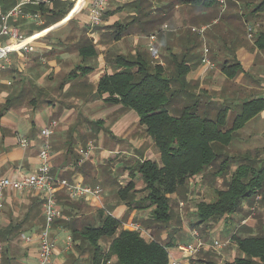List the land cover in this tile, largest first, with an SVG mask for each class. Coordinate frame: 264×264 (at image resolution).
Listing matches in <instances>:
<instances>
[{
	"label": "crops",
	"instance_id": "0c3cea01",
	"mask_svg": "<svg viewBox=\"0 0 264 264\" xmlns=\"http://www.w3.org/2000/svg\"><path fill=\"white\" fill-rule=\"evenodd\" d=\"M20 1H3L0 6L10 10ZM57 1L62 3L61 7L69 3H73V7L60 20L53 19L50 13L45 14L48 19L41 12L36 13L49 21L45 29L39 28L45 23L35 26L33 20L13 22L25 37L35 36L30 40L35 42L33 52H12L10 63L4 69L0 67V177L17 181L35 173L41 165L39 154L45 142L41 132L56 123L50 139L52 175L69 183L101 186L104 191L98 202L71 199L59 189L57 201L63 218L69 221V217H73L70 212H78L72 209L75 205L84 209L89 207L93 214L103 212L122 221L120 230L131 231V225L139 224L123 222L128 208L119 201L118 192L131 182L137 191H141L144 188L141 177L137 173L134 179L132 177L135 163L146 160L159 163L161 156L145 127L139 125L136 114L123 106L108 103L106 95L97 93L102 76L119 70L118 57L141 54L150 67L161 66L165 73L173 76H177L178 65L184 62L189 67L188 73L174 84V88L183 85L181 88L186 92L176 96L174 103L179 102V105H171L174 114L190 102V95L197 90L204 93L218 90L223 92L221 104L232 102L240 107L246 102L264 99V0H228L223 13L218 4L209 7L177 0H109L101 26L104 30L92 33L89 39H84L79 31L86 27L91 34L101 28L90 25V0ZM139 1L144 11L139 20L133 22L139 17L136 8ZM53 6L54 3H50L45 8L52 9ZM214 7V13L219 12L221 18L219 23L210 21ZM159 9L170 13H160ZM26 11L35 15L28 7ZM167 14L170 19L164 24ZM116 23L123 29L115 28ZM105 28H114L115 35L110 29L107 33ZM203 28L207 30L209 58L219 67L221 81H228L222 88L213 86L216 72H208V67L201 64L205 52L202 47H197L203 38L193 29ZM118 32L130 33L117 40ZM151 35L157 36L154 52L149 51ZM0 44L7 46L10 41L1 39ZM85 44L95 49H86L89 55L86 60L82 57ZM206 109L203 107V113ZM263 124L264 111L248 122L242 132L254 136L252 142L254 138H260L258 129L261 126V133H264ZM21 139L28 140L26 147L20 144ZM113 195L118 203L108 206L106 200ZM4 200V210L0 214L2 264H35L39 236L45 226L41 195L35 191L9 189L4 192ZM84 209L78 217L89 216ZM149 213L150 210L134 211L130 216L146 218ZM194 230L184 229L175 236L174 246L168 248L171 261L206 264L208 258L214 259L211 250L221 253L213 247L216 239L211 243L203 242L201 234L199 238L194 236ZM68 237L72 235L64 224L54 225L56 249L52 264H68L70 256L67 258L66 255L70 252L75 255V264H83L85 257L73 250L78 242L73 241L72 249L67 250ZM166 238L167 233L163 232L162 240ZM199 239L205 246L195 256L180 250L183 245L196 246ZM101 245L103 247L102 242Z\"/></svg>",
	"mask_w": 264,
	"mask_h": 264
},
{
	"label": "trees",
	"instance_id": "16d2710c",
	"mask_svg": "<svg viewBox=\"0 0 264 264\" xmlns=\"http://www.w3.org/2000/svg\"><path fill=\"white\" fill-rule=\"evenodd\" d=\"M49 1L54 3V8L46 9L47 6L43 5L28 8L33 14L41 12L45 19V14L50 13L53 19L60 20L73 7V3L61 7L62 3L57 0ZM177 1L209 7L218 4L217 0ZM136 8L139 17L133 22L138 21L144 11L141 1L136 2ZM48 26L47 20L39 28L45 29ZM121 26L117 23L114 25L115 28L123 29ZM120 37L121 33L118 32L115 39ZM86 49L95 50L92 45L85 44L82 51L84 60L89 57ZM117 62L121 63L118 64L119 70L102 76L97 93L100 96L106 95L108 103L123 106L136 114L139 125L145 127L146 134L153 140L161 156L159 163L151 160L135 163L132 177L134 179L136 173L141 177L144 183L141 191H137L134 182H131L118 192L119 201L128 208L123 222L139 224L149 236L143 232L120 230L122 221L103 212L98 213L97 224L89 220V217H78L84 209L78 205L73 206L72 209L78 212H70L73 217H69V221L61 213L54 225H65L74 243H79L73 250L80 257H84L86 251L89 253L84 258L88 264H108L109 261H114L111 264H169L168 248L174 246L175 236L182 231L178 227L181 225L178 220L177 228H173L167 238L162 240V233L172 229L170 198L187 192L189 182L202 178L207 172L212 173L214 179L225 177L231 162L222 148L230 147L235 133L264 111V99L244 103L240 113L229 124V108L220 109L213 118L209 109L203 113L200 95L194 91L189 97L190 102L175 115L171 112V105L176 96L186 92V89L181 88L183 85L179 89L174 88V84L183 80L188 73L189 67L184 62L178 65L177 76L165 73L161 66L150 67L141 54L118 57ZM257 157L244 155L242 162L225 183L226 189L217 191L216 200L197 205V221L192 225L193 228L209 225L212 221L226 220L229 216L241 213L244 204L252 205L256 199L264 201V159ZM147 210L150 213L146 218L130 216L134 211ZM105 240L109 241L106 250L101 245ZM233 240L241 256L225 264H264V233L247 237L234 235ZM67 262L76 263L74 253ZM206 264L218 263L208 258Z\"/></svg>",
	"mask_w": 264,
	"mask_h": 264
},
{
	"label": "rangeland",
	"instance_id": "374dc122",
	"mask_svg": "<svg viewBox=\"0 0 264 264\" xmlns=\"http://www.w3.org/2000/svg\"><path fill=\"white\" fill-rule=\"evenodd\" d=\"M3 1L8 2L10 0H0V5L3 3ZM167 1H170V0H167ZM214 10H215V7L212 8V11H211L212 15H211L210 21L216 20L219 23V21L221 20V18L219 19V14H218L219 12L214 13ZM159 12L160 13H165V12L170 13L169 11H163V10H160ZM164 19H165L164 24H166L169 21L167 19H170V15L167 14ZM40 21H42L43 23H46V21L42 17L40 18ZM32 23H34L35 26H37L36 21ZM101 26L102 25H100V27ZM109 29L112 30L113 32L112 35H115L116 30L114 28H105V31H107L108 33ZM102 30H104V28L101 27L99 29H95L90 34V32L86 30V27H84L83 29L79 31V33L84 37V39H89L90 35H93L97 31H102ZM153 30L156 31L157 28ZM205 32L204 34H201V35H199L197 32L196 33L194 32L196 35H198V37L201 36L203 38L200 40V46H198L197 49H199V47H202L201 49H203L204 52L206 50L209 51V47L206 43V33ZM129 33L130 32H126L121 35L122 37L129 36ZM209 54H210V51L208 53L205 52L203 54V57L206 58V60L209 62V65L203 63L204 58H202L201 64L206 65L208 67L209 69L208 72L210 71L216 72L215 81H214L213 86L215 88H218V87L222 88L225 85V83L228 81L226 80L221 81V73L218 72L219 67H217L210 60ZM195 92L199 93L200 95L202 107H207L210 110V116L213 118L216 117V114L220 109H224L225 107H228L229 115L227 117V120H228V123L230 124L240 112L239 110L241 107L239 105H234V103L231 104L232 102L230 101H229L230 103L221 104L220 96L223 94V92L220 93L218 90L217 91L211 90L207 93L201 92L199 90ZM177 103L179 102H175L173 106L179 105ZM179 110L180 109H178V111ZM172 114H174L173 111H172ZM258 123L260 124L261 122H258ZM262 127L263 126H261L258 129L260 135L257 133L258 136H260V138H256V139L254 138V141L251 142V139L254 136H251V137L247 136L246 134L247 131L242 132L245 128L244 127L242 130L235 133V136L233 137V141L230 147L222 148V151L226 153V155L229 156L230 162H231L230 170L225 175V177L223 178L219 177V178L214 179L212 177V173L207 172L205 175L202 176V178L192 179V181L189 182L187 192L181 195H174L170 198L171 199L170 200L171 212L173 216L172 229L166 231V233L168 234L173 230V228H177L178 226L177 221L179 220L181 225L178 227H181L182 231L184 229L185 230L196 229V231L198 230L199 234H201L204 240L203 242L211 243L213 239L220 241L223 244L221 249L219 248V252L221 253H218L217 250L210 251V254L214 257V259L216 260L218 264H225L227 262H233V260L241 256L238 250V247L235 244V241L233 240L234 235L240 236V237H247L251 235H258V234L264 233V201H262L261 199H256L252 205L248 203H246V205L244 204L241 213H237V214H234L233 216H229L226 220L212 221L209 225H203L200 227L193 228L192 225L196 223L197 221V217L195 216V210H196L197 205L202 202L210 203L216 200L217 191L226 189L225 183L229 181L231 175L236 170V166L242 162V158L244 155L247 154V155H250V157L258 156L257 159H261V160L264 159V133H261ZM253 148L254 149L256 148V151L253 150ZM238 156L240 158H237ZM114 203H118V200L115 195H113V197L109 201L108 199L106 200V204H109L108 206H111V204H114ZM85 210L89 213V216H88L89 220H93L94 223L97 224L99 220L98 213L93 214L92 210L89 207H85ZM90 211L92 212V214H90ZM162 243H165V242L162 241ZM102 244H103V249H107V246L109 245V241L105 240L102 242ZM67 254L68 255L66 256L68 258L72 253L70 252ZM86 255H89L87 251L85 252L84 257ZM83 264H88V261L83 262Z\"/></svg>",
	"mask_w": 264,
	"mask_h": 264
},
{
	"label": "built area",
	"instance_id": "2783aa9c",
	"mask_svg": "<svg viewBox=\"0 0 264 264\" xmlns=\"http://www.w3.org/2000/svg\"><path fill=\"white\" fill-rule=\"evenodd\" d=\"M108 1L109 0H90L89 14L91 27H98L103 24V18L107 11ZM227 1L228 0H217L222 13L227 9ZM50 3L51 2L49 0H21L10 10H5L0 6V42L1 39H7L10 41V44L7 46H2V44H0V62L3 63L0 66L1 69H4L6 65L10 63L9 55L12 52L34 51L33 43L35 40H30L35 38V36L25 37L19 27L13 22H17L19 19H28L33 20L34 22L36 21V24L39 26L43 25L44 23L40 21V14L31 15L25 12V8L29 6H47ZM205 30L206 28L201 30L193 29V32L203 34ZM156 40V35H151L149 37L150 52L155 51ZM205 52L208 53L207 50ZM203 63L209 65L206 58H204ZM55 128L56 123H52L50 127L43 129L41 132V136L45 142L39 154L41 165L35 173L17 181L0 177V214L4 210V192L9 189H13L17 192L26 190L35 191L41 195L43 213L45 216V226L39 236V249L35 264H52L53 262L56 249V240L53 238V227L55 222L61 217V210L57 201L58 190L63 189L71 199L86 201H88V199H92L99 202L102 200V196L104 194L101 186L90 187L76 183H69L65 180L56 179L52 175V167L50 163V139L54 134ZM20 144L23 147H26L28 145V140L21 139ZM131 231L143 232L148 235L140 225H131ZM193 234L195 237L199 238L198 230H194ZM203 246H205L204 243L199 239L196 246L193 244H187L181 246L180 250L187 255L195 256ZM222 246L223 244L218 240L213 243V247L216 249H219ZM72 247L73 239L72 237H68L66 240V248L67 250H70ZM2 259L3 245L0 241V264H2ZM169 260V264H182L181 262L171 261L170 254ZM108 264H110V262H108Z\"/></svg>",
	"mask_w": 264,
	"mask_h": 264
}]
</instances>
